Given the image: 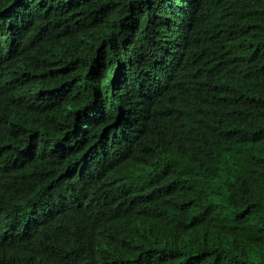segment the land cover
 Returning <instances> with one entry per match:
<instances>
[{"label":"trees","instance_id":"16d2710c","mask_svg":"<svg viewBox=\"0 0 264 264\" xmlns=\"http://www.w3.org/2000/svg\"><path fill=\"white\" fill-rule=\"evenodd\" d=\"M0 264H264V0H0Z\"/></svg>","mask_w":264,"mask_h":264}]
</instances>
